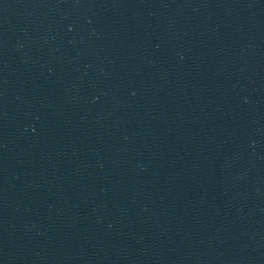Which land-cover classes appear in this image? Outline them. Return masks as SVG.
<instances>
[{
  "label": "water",
  "instance_id": "water-1",
  "mask_svg": "<svg viewBox=\"0 0 264 264\" xmlns=\"http://www.w3.org/2000/svg\"><path fill=\"white\" fill-rule=\"evenodd\" d=\"M0 264H264V0H0Z\"/></svg>",
  "mask_w": 264,
  "mask_h": 264
}]
</instances>
